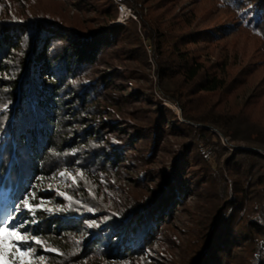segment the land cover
<instances>
[{
    "label": "trees",
    "instance_id": "trees-1",
    "mask_svg": "<svg viewBox=\"0 0 264 264\" xmlns=\"http://www.w3.org/2000/svg\"><path fill=\"white\" fill-rule=\"evenodd\" d=\"M119 4L138 22L113 24ZM148 58L155 91L136 83ZM97 64L115 89L77 78ZM100 108L124 138L74 127ZM167 142L164 181L151 169ZM74 165L127 190L119 210L80 171L61 197L55 228L88 232L103 259L148 250L174 212L198 211L205 230L173 264H264V0H0V198Z\"/></svg>",
    "mask_w": 264,
    "mask_h": 264
},
{
    "label": "rangeland",
    "instance_id": "rangeland-1",
    "mask_svg": "<svg viewBox=\"0 0 264 264\" xmlns=\"http://www.w3.org/2000/svg\"><path fill=\"white\" fill-rule=\"evenodd\" d=\"M125 7L127 8V11L123 15L119 12L117 6L118 14L113 24L130 25L133 21L138 22L133 11L127 6ZM129 10L131 11L132 17H128L127 15ZM73 12L74 10L70 9V15ZM146 49L149 52V48L147 47ZM154 68L152 61L148 58L146 64L143 66V72L136 83L155 91L157 77L154 73ZM108 76L109 69L106 64H97L93 65L88 71L83 72L80 76H77V78L90 84L94 79L103 77L106 91H108L109 89H115L114 83L108 81ZM116 83H120V81H117ZM126 94H131L130 90L120 92V95L124 96ZM94 102H91V105ZM134 104L135 103L132 101H127L125 103V108L131 109L134 107ZM162 105L171 109L179 119L181 118V111L179 108L166 101H163ZM118 114L120 119L128 117V114L122 111ZM75 118V116H72L69 119L75 121ZM112 120L111 113L105 112L100 108L94 112H86L83 116V120L74 122V127H85L86 129H90V133L94 137L97 135L105 137L108 134L113 133V135L118 136L120 139L124 138L120 133L121 129L119 123H112ZM111 127L114 129H110ZM96 129L101 132L98 134V132H95ZM221 140L222 143L226 145L225 140L222 138ZM66 149L70 150V148ZM176 150L177 149L173 143L167 142L161 154L158 155L157 163L153 166L151 172L157 177L162 178V180L167 181L168 178L171 177L170 167L176 159ZM80 171H84L87 173V176H92L94 178V181L99 186L100 191H102L104 198L109 200L115 208L120 210L122 206L127 203V199H125V195H128L126 194L127 190H122V187L117 188L114 184V180H111V177L105 168H101L100 170L94 168L89 171L86 169L81 170L79 166L74 165L73 170H69V172L66 173H70L71 176L76 179L78 177L77 173ZM60 172L61 171H57L45 178H38L37 183H34L27 192L23 193L19 200L9 199L7 196L3 199L0 198V223L6 222L8 218L12 216L16 217V224L27 221L29 223H25V228L27 229L25 234L31 238L39 239L42 242L41 244L32 242L21 245L22 248L30 247L36 249V258L33 261V264H173L174 260L180 262L183 257L184 260L186 259L184 256L185 252L183 253L182 251L183 246L200 239L205 230V220L200 218L198 211H196L195 214L176 211L174 212L173 219H171L168 224L175 234L173 233L170 235L171 233L169 232L162 240L153 239L148 250H144L139 254L124 251L120 259H103L97 251V244H94L91 241L88 232L84 233L77 229L66 230L55 228V223L59 222L62 217H68V204L61 197L69 189L70 183H72L70 178H61L59 176ZM129 177L131 178L134 176L130 174ZM115 180L118 182L120 181L117 172L115 173ZM132 185L133 182H127V186L130 189L132 188ZM33 195L36 197V200H32ZM26 196L29 197L31 204L43 205L42 208L35 211V216L26 211L23 207L22 201ZM47 209H51L52 211H48ZM33 220H35V223H31ZM94 221L98 222L97 220ZM42 222H50L48 233L43 232L38 228V223ZM45 248L54 249V251H47ZM75 253H84V255H82V257L74 258ZM40 257L44 258L42 262L39 259ZM4 264H11L8 255H5Z\"/></svg>",
    "mask_w": 264,
    "mask_h": 264
},
{
    "label": "snow or ice",
    "instance_id": "snow-or-ice-1",
    "mask_svg": "<svg viewBox=\"0 0 264 264\" xmlns=\"http://www.w3.org/2000/svg\"><path fill=\"white\" fill-rule=\"evenodd\" d=\"M83 179L82 173H77ZM61 178H70L72 183L75 185L76 179L72 177L70 173H66L61 171L59 173ZM70 199V197H69ZM32 200H36V197L33 195ZM23 207L26 211L30 212L33 216H35V211L42 208V204H31L29 201V197L26 196L22 201ZM48 211H52L51 209H47ZM16 217H9L6 222L0 223V264H4L5 255L10 257L11 264H33V261L36 258V249L33 248H22L21 245L36 243L41 244L42 242L39 239H34L26 235L27 229L25 228L24 222L20 224H16ZM31 223H35V220L31 221ZM91 226V225H90ZM47 251H54V249L45 248ZM42 262L44 260L43 257L39 258Z\"/></svg>",
    "mask_w": 264,
    "mask_h": 264
},
{
    "label": "built area",
    "instance_id": "built-area-1",
    "mask_svg": "<svg viewBox=\"0 0 264 264\" xmlns=\"http://www.w3.org/2000/svg\"><path fill=\"white\" fill-rule=\"evenodd\" d=\"M118 9H119V12L121 13V14H125V12L127 11V8L124 6V5H121V4H119L118 5ZM128 17H132V15H131V11L129 10L128 11Z\"/></svg>",
    "mask_w": 264,
    "mask_h": 264
}]
</instances>
